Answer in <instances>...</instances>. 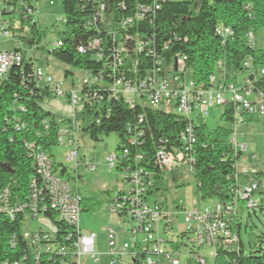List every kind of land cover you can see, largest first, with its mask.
Listing matches in <instances>:
<instances>
[{
	"label": "built area",
	"instance_id": "built-area-1",
	"mask_svg": "<svg viewBox=\"0 0 264 264\" xmlns=\"http://www.w3.org/2000/svg\"><path fill=\"white\" fill-rule=\"evenodd\" d=\"M125 1L119 2L122 9H125ZM94 2L96 11L92 16V26L97 32L105 31L113 42L108 48L113 64L110 73L112 77H116L115 70L121 64L122 58L130 56L126 73L121 70L108 86L111 96L123 98L130 108L136 105L141 108L149 106L166 113L175 112L187 120V124L179 134L182 146L172 150L163 147L157 149L154 161L162 173H192L191 149L196 141L194 124L203 121L209 115L211 108H224L231 102L237 112L247 116H264V46L257 45V34L252 31L246 34L245 41L252 52L247 53L243 58L242 72L232 77L222 61L218 60L215 71L208 77L207 85L198 84L192 80L185 67V57L179 53L167 63L163 58H157L150 66L140 69L138 55L144 53L149 56L151 53L147 47L148 41L124 33L118 37L119 41L115 44L119 31L124 32L127 27L141 21L145 15L153 14L159 9L155 0H150L149 3L136 1L132 15L120 16L117 19L108 10L105 0H94ZM215 34L221 43H225L233 36V30L219 23L215 27ZM9 36H11L9 22L3 20L2 0H0V38ZM101 43V38L94 37L86 47H78V51L95 49L96 58L100 59ZM54 45H60V42H54ZM256 48H260L263 62L254 65ZM21 60L20 49L0 50V80L6 76L10 67L19 64ZM80 73L82 77L79 83L76 84L71 80L67 87H64L63 81L54 79L40 68L36 69L34 75L54 96L64 98L70 104L73 114H76L89 101L85 89L91 91L92 98H95L101 90L99 88L90 90L92 84L101 81L100 75ZM242 114L234 122L230 135V141L239 153L234 164L235 182L230 189V197L224 202L215 200L199 206H195L196 202L193 200L191 211L182 212L183 228L177 236L186 235L187 242L191 245L188 254H193L187 257L186 264H214V259L220 251L226 253L238 251L240 237L235 232V225L239 222L238 205L243 202L250 212L259 204L256 193L264 190V179L261 176L253 177V174H258L254 162L255 155L245 156L246 145L238 141V136L241 134L238 127L244 123ZM195 117H197L196 123ZM137 118L141 122L142 114ZM75 130L76 121L73 119L58 129L56 138L58 146L67 148L64 161L74 164V169L79 163V151L74 140ZM130 143H134V140H130ZM127 154V148L120 152L114 150L106 156V162L109 167L116 168L120 158ZM33 158L38 178L30 182L28 200L12 201L8 188H3L0 191V212L9 218L21 213L24 224L28 217L46 218L45 212L48 207L54 211L57 220L69 225L71 231L58 233L56 229L51 232L43 228L30 231L24 229L22 224V238L26 244V251L18 260L12 263L5 261L2 264H81L82 258L96 262L98 260L95 252L96 234L92 231L82 232L80 229L79 217L82 209L78 190H72L67 182L58 177L53 170L52 161L45 153L36 151ZM141 158V155H136L134 162ZM88 168L92 172L95 170V166ZM121 173L124 188L113 195L108 211L121 220L123 226H120L119 230L106 228L109 264H182L179 260L178 246L170 239L174 234L173 223L177 221L181 207L178 205L175 210H170L149 194L154 180L145 168L135 163L131 166L128 163ZM242 178L244 181L240 182L239 179ZM120 213H124L122 217H118ZM124 234L128 237L126 236L122 241L121 236ZM162 234H168V237L164 238ZM202 247L212 251L211 263H207L199 254V249Z\"/></svg>",
	"mask_w": 264,
	"mask_h": 264
},
{
	"label": "trees",
	"instance_id": "trees-1",
	"mask_svg": "<svg viewBox=\"0 0 264 264\" xmlns=\"http://www.w3.org/2000/svg\"><path fill=\"white\" fill-rule=\"evenodd\" d=\"M105 1L115 19L132 15L136 1L150 2L126 0L125 9H122L119 6L121 0ZM155 1L159 9L153 14L145 15L141 21L127 27L124 32L119 31L115 44L124 33L147 40L151 53L149 56L144 53L138 55L140 69L150 66L157 58H163L167 63L179 53L185 57V67L192 80L198 84L207 85L208 77L215 71L218 60L222 61L230 76L236 77L235 74L242 72V60L247 53L252 52L245 41L247 32L257 34L264 29V0ZM35 2L36 0H2V14L16 12L20 23L28 26V43L31 45H34L39 32L38 24L32 17L35 14ZM61 6L64 29L57 32L54 41L60 42V45L55 46L53 42L49 54L58 62L79 72L102 77L99 83L90 86V90L101 89L95 98L90 96L91 91L84 90L89 101L76 113L79 118L76 129L86 133L94 141H98L101 136L116 134L118 144L115 151L128 149V154L120 158L116 169L121 172L128 163L131 166L135 163L148 170L154 180L149 194L155 196L165 186L163 173L154 161L157 149L163 147L172 150L182 146L179 134L187 120L175 112L166 113L149 106L141 108L136 105L130 108L123 98L112 97L108 86L121 70L126 73L130 56L122 58L121 64L115 70L116 77H112L110 73L113 64L108 48L113 42L105 31L97 32L92 26V16L96 11L94 0H61ZM219 23L233 30V36L225 43H221L215 34V27ZM9 29H14L11 20ZM94 37L102 40L100 59L96 58L95 49L78 51V47H86ZM260 51V48L254 50V65L263 62ZM36 69L39 68L33 67L31 61L27 62L22 53L21 62L10 67L6 76L0 80V191L8 188L12 201H27L30 182L38 178L34 166V152L45 153L54 167L52 149L58 146L57 131L61 126L70 123V120L65 124L58 122L39 105V101L53 94L35 77ZM139 114L143 116L141 122L137 118ZM241 114L229 102L220 116L225 125H216L209 129L204 121L194 124L196 141L191 149V174L201 203L215 200L224 202L230 197V189L235 182L234 164L239 157L230 141V135L234 122ZM242 116L244 122L252 117L245 114ZM130 140H134V143H130ZM136 155H141L142 158L134 162ZM58 166L61 167L58 177L62 179L66 170L63 166ZM257 176H261V173ZM82 200L81 197V204ZM260 203L259 198L257 208L263 210L264 206ZM81 209L85 210V207ZM123 214H118V217ZM45 217L53 223L58 233L71 231L69 225L57 220L54 211L48 207ZM22 224L21 213L9 218L0 212V264L5 261L12 263L25 253ZM239 231L238 222L235 232L239 235ZM179 237L186 238V235L181 234ZM214 264H264V251L254 250L244 255L240 241L238 251H220Z\"/></svg>",
	"mask_w": 264,
	"mask_h": 264
},
{
	"label": "rangeland",
	"instance_id": "rangeland-1",
	"mask_svg": "<svg viewBox=\"0 0 264 264\" xmlns=\"http://www.w3.org/2000/svg\"><path fill=\"white\" fill-rule=\"evenodd\" d=\"M35 8V14L32 17L38 24L39 32L36 35L34 45L28 43L30 38L27 35L28 26L21 24L18 14L14 12L3 15L4 22L10 23L11 20L14 29L10 30L11 36L0 38V50L11 51L19 48L27 62L31 61L33 67H39L43 72L52 75L54 79L63 81L64 87L69 86L71 80L78 84L82 73L75 68L58 62L49 54V50L56 40L57 32L64 29L61 0H36ZM256 39L258 46H264V30L257 33ZM65 72H68V74L64 77ZM39 105L44 111L50 112L58 122L65 124L68 120L74 119L76 123H79L77 114H73L70 104L64 98L52 95L39 101ZM222 110L223 108L220 107L209 110V115L203 119L209 129L216 125H225L220 118ZM196 122L197 117H195ZM238 130L241 133L238 136V141L246 145L244 155L248 157L252 154L255 155V168L258 172L263 173L261 178L264 179V116H252L249 121L239 125ZM74 140L79 151V163L76 168L74 169V164L64 161V153L67 148L56 146L52 149L53 170L58 175L61 169L58 164L65 168L66 173L62 179L69 184L72 190H78L83 199L81 207H85L79 217L80 229L82 232L92 231L96 234L95 252L98 260L94 262L91 259L82 258L81 264H109L110 256L107 254L106 228L112 227L119 230L120 226H123L122 221L108 211V205L113 195L124 188L122 173L115 167H109L106 162V156L116 149L118 137L116 134H109L99 137L98 141H94L86 133L76 129ZM88 166H95V170L93 172L89 171ZM163 176L165 186L154 198L170 210H175L178 205L181 207L178 219L173 223L172 230L174 234L169 237L178 246L180 262L186 264L187 257L193 256V254H188L191 245L188 244L187 239L177 236L183 228L181 225L182 212L191 211L193 200L196 202L195 206L202 203L196 192L195 180L192 174L165 172ZM253 177L257 178V175L253 174ZM239 181H244V178L239 179ZM256 197L261 199L260 205L264 206V192H257ZM238 208L239 237L243 254L248 255L254 250L264 251V207L263 210L257 208L250 211L249 214L243 202L239 203ZM23 228L30 231L38 228L51 232L55 231L53 223L42 217L37 219L26 218ZM126 236L125 234L122 235L121 240H125ZM162 236L166 238L168 234H162ZM129 241H131L130 238ZM199 254L205 258L207 263L213 261L212 251L209 248H200Z\"/></svg>",
	"mask_w": 264,
	"mask_h": 264
},
{
	"label": "crops",
	"instance_id": "crops-1",
	"mask_svg": "<svg viewBox=\"0 0 264 264\" xmlns=\"http://www.w3.org/2000/svg\"><path fill=\"white\" fill-rule=\"evenodd\" d=\"M39 68V67H38ZM41 69V68H40ZM66 75H65V73H64V77H65ZM258 173H261V175H263V173L262 172H258Z\"/></svg>",
	"mask_w": 264,
	"mask_h": 264
}]
</instances>
